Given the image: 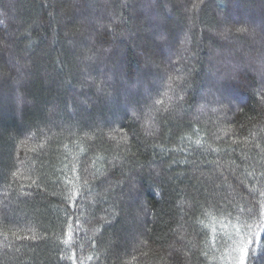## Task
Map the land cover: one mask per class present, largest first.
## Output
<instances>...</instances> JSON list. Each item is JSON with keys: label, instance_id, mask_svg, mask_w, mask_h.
<instances>
[{"label": "trees", "instance_id": "obj_1", "mask_svg": "<svg viewBox=\"0 0 264 264\" xmlns=\"http://www.w3.org/2000/svg\"><path fill=\"white\" fill-rule=\"evenodd\" d=\"M252 231L264 264V0H0V264H237Z\"/></svg>", "mask_w": 264, "mask_h": 264}, {"label": "snow or ice", "instance_id": "obj_2", "mask_svg": "<svg viewBox=\"0 0 264 264\" xmlns=\"http://www.w3.org/2000/svg\"><path fill=\"white\" fill-rule=\"evenodd\" d=\"M237 232L239 233V229H237ZM260 234L257 232L252 231L251 232V238L245 239L241 238V241L239 242V245L235 251L238 252V256L236 257L237 264H246V259L249 257L250 254V245L256 244L260 242ZM260 247L264 249V244H260ZM256 249H251L252 254H255Z\"/></svg>", "mask_w": 264, "mask_h": 264}]
</instances>
